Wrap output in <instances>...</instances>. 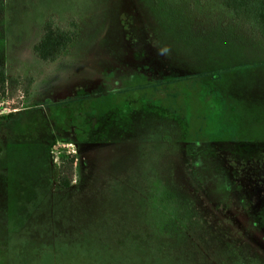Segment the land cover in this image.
I'll return each mask as SVG.
<instances>
[{"label": "rangeland", "instance_id": "374dc122", "mask_svg": "<svg viewBox=\"0 0 264 264\" xmlns=\"http://www.w3.org/2000/svg\"><path fill=\"white\" fill-rule=\"evenodd\" d=\"M0 2L31 80L0 88V264H264L263 38L222 0Z\"/></svg>", "mask_w": 264, "mask_h": 264}, {"label": "trees", "instance_id": "16d2710c", "mask_svg": "<svg viewBox=\"0 0 264 264\" xmlns=\"http://www.w3.org/2000/svg\"><path fill=\"white\" fill-rule=\"evenodd\" d=\"M223 8L231 13L229 19L234 21L238 19L244 30H248L251 34L264 39V0H222ZM1 7V2H0ZM75 36L74 32L66 31L55 27L51 22H47L43 27L41 40L33 46L35 55L44 61H53L62 52H64ZM31 84V80H22L20 77H8L4 72L0 71V88L2 91L5 88L11 90L20 88L27 93V89ZM13 91H11L12 93ZM10 116V115H8ZM59 185L68 187L69 181L59 178ZM243 208L239 207L240 213L244 217L248 213ZM222 209H224L222 207ZM226 210V209H224ZM264 220V218H261ZM254 229V228H253ZM254 234H258L256 240L260 248H264V226L260 230L254 229Z\"/></svg>", "mask_w": 264, "mask_h": 264}, {"label": "built area", "instance_id": "2783aa9c", "mask_svg": "<svg viewBox=\"0 0 264 264\" xmlns=\"http://www.w3.org/2000/svg\"><path fill=\"white\" fill-rule=\"evenodd\" d=\"M3 110H4V108H2V107L0 106V113H2Z\"/></svg>", "mask_w": 264, "mask_h": 264}]
</instances>
